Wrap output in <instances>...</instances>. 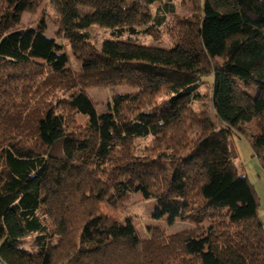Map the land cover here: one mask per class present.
I'll return each mask as SVG.
<instances>
[{
    "label": "trees",
    "instance_id": "16d2710c",
    "mask_svg": "<svg viewBox=\"0 0 264 264\" xmlns=\"http://www.w3.org/2000/svg\"><path fill=\"white\" fill-rule=\"evenodd\" d=\"M154 1L50 0L78 71L67 67L61 43L40 29L0 34L5 264H264L257 196L238 173L229 139L254 121L249 142L264 167V0H191V14L173 21L168 47L131 37L152 33L174 13L163 3L152 14ZM36 7V0H0V21H18V11ZM93 24L113 35L99 48L89 41ZM208 75L214 119L191 105L203 98L198 87ZM27 78L35 79L37 95L51 88L50 103L44 96L15 100ZM121 84L134 90L112 94L103 111L86 91ZM59 106L88 116L82 132L69 130ZM146 136L148 153L134 152L131 140ZM134 193L154 200L152 218L193 226L172 234L154 227L142 239L129 218L99 207Z\"/></svg>",
    "mask_w": 264,
    "mask_h": 264
},
{
    "label": "rangeland",
    "instance_id": "374dc122",
    "mask_svg": "<svg viewBox=\"0 0 264 264\" xmlns=\"http://www.w3.org/2000/svg\"><path fill=\"white\" fill-rule=\"evenodd\" d=\"M17 0H11V6ZM24 1V0H23ZM37 7L32 12L18 11V21H13L11 18H4L0 21V34L6 33L12 29L16 28H25V27H35L42 30L48 36H54L57 42L61 43L62 51L66 53L68 61L67 67L71 71H78L80 61L73 54V49L71 44L63 38L61 33H58V22L56 21V11L50 2V0H36ZM163 3H169L173 6L174 13L169 15L168 13L165 16V20L160 24L157 29H154L152 33L138 32L135 35H131L133 39L138 42L159 45V46H170L172 44L171 34L174 30V19L181 18L182 16L190 15L192 12V2L191 0H155L150 6L149 9L152 14L156 11V8L163 5ZM89 41L96 48L100 47L101 42L106 38H112L111 30L109 28L100 27L98 25H91L88 28ZM126 34L122 33V37H125ZM62 53V52H60ZM35 61L42 62L43 59L37 56H31ZM32 77V76H31ZM212 76L208 75L202 78L198 89L203 93V98L201 100H194L191 102V105L194 109L205 108L209 117L211 119L215 118L214 111L212 110L209 102V92ZM19 81V80H18ZM21 82V81H19ZM2 85H0V90ZM22 89V90H20ZM44 89L43 92L37 95L35 91V79L27 78L23 82L19 83V92L14 95L16 101H21L25 98L30 103L39 96H44L45 104L50 103L52 96L51 90ZM49 90V91H48ZM134 88H131L125 84L113 85V86H94L88 87L86 89L89 96L96 103V109L98 111H103L106 109V104L114 93H124L133 91ZM0 92H3L1 90ZM56 95L61 96V91H55ZM161 97L157 98L160 99ZM56 109L65 110L68 112V122L69 130L76 131L77 133L82 132L86 126L88 116L72 112L71 110H66L63 107L59 106ZM238 129H241V132H237L236 135L230 136V146L234 152V162L237 166L238 173L243 174L247 177L253 189L255 190L258 208L257 214L264 224V167H262L259 159L253 155L252 148L250 145V136L256 131L255 122L251 121L248 123L242 124ZM238 135V136H237ZM151 137H140L134 138L131 140V147L134 152L138 154L148 153L147 146L150 144ZM67 194V191L66 193ZM69 197V196H68ZM64 198V197H62ZM65 204L70 203V199L65 195ZM75 203V200L73 199ZM84 202V201H83ZM89 200L84 202L83 205L89 207ZM51 205V204H50ZM82 205V206H83ZM72 206H76L73 204ZM155 206V202L152 198H144L141 193H134L128 196V198L123 199L113 205L112 203L102 202L99 204V207L103 213H106L111 216H116L119 220L129 218L136 227L138 235L140 238H147L151 229L158 227L162 229L166 234H172L177 231L183 230L185 228L193 226L189 221H182L180 219H175L173 222L169 223L167 221V216H163L159 219L152 218V212ZM58 208V205L53 203L51 209L54 211ZM46 224L51 225L52 216L44 215ZM32 235L26 237L23 241V244L26 247H29L31 244Z\"/></svg>",
    "mask_w": 264,
    "mask_h": 264
},
{
    "label": "built area",
    "instance_id": "2783aa9c",
    "mask_svg": "<svg viewBox=\"0 0 264 264\" xmlns=\"http://www.w3.org/2000/svg\"><path fill=\"white\" fill-rule=\"evenodd\" d=\"M0 264H5L3 261H2V259L0 258Z\"/></svg>",
    "mask_w": 264,
    "mask_h": 264
}]
</instances>
